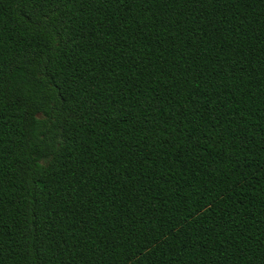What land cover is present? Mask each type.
Masks as SVG:
<instances>
[{
  "label": "trees",
  "instance_id": "trees-1",
  "mask_svg": "<svg viewBox=\"0 0 264 264\" xmlns=\"http://www.w3.org/2000/svg\"><path fill=\"white\" fill-rule=\"evenodd\" d=\"M0 264H264V0H0Z\"/></svg>",
  "mask_w": 264,
  "mask_h": 264
}]
</instances>
